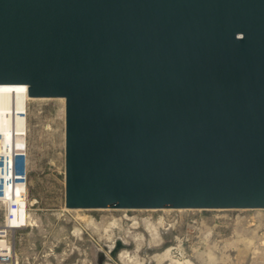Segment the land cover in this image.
Instances as JSON below:
<instances>
[{"label":"water","instance_id":"water-1","mask_svg":"<svg viewBox=\"0 0 264 264\" xmlns=\"http://www.w3.org/2000/svg\"><path fill=\"white\" fill-rule=\"evenodd\" d=\"M0 85L65 100L68 210H264V0H0Z\"/></svg>","mask_w":264,"mask_h":264},{"label":"rangeland","instance_id":"rangeland-1","mask_svg":"<svg viewBox=\"0 0 264 264\" xmlns=\"http://www.w3.org/2000/svg\"><path fill=\"white\" fill-rule=\"evenodd\" d=\"M65 129V100L28 101L29 220L11 235L13 264H97L99 250L105 264H264V210L66 209Z\"/></svg>","mask_w":264,"mask_h":264},{"label":"bare ground","instance_id":"bare-ground-1","mask_svg":"<svg viewBox=\"0 0 264 264\" xmlns=\"http://www.w3.org/2000/svg\"><path fill=\"white\" fill-rule=\"evenodd\" d=\"M29 100L32 99L28 97L26 86L0 85V202L8 203L12 192L18 196L27 192L20 168L27 165L26 111ZM27 215L26 212L10 225L27 223Z\"/></svg>","mask_w":264,"mask_h":264},{"label":"built area","instance_id":"built-area-1","mask_svg":"<svg viewBox=\"0 0 264 264\" xmlns=\"http://www.w3.org/2000/svg\"><path fill=\"white\" fill-rule=\"evenodd\" d=\"M23 154V157L26 158L25 151ZM20 169H22L21 176L24 181V186L27 187V165ZM4 204V224L0 226V264H13L15 259V249L14 244L11 241V235L15 231L25 228L28 225L29 217L27 215V223H22V225L12 226L10 225V222L16 219L20 220L25 216V213L28 212L27 192L19 196L16 192H12L11 200L7 204Z\"/></svg>","mask_w":264,"mask_h":264}]
</instances>
